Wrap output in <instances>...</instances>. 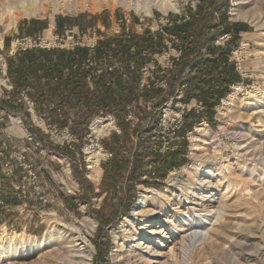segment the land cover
<instances>
[{
    "label": "rangeland",
    "instance_id": "rangeland-1",
    "mask_svg": "<svg viewBox=\"0 0 264 264\" xmlns=\"http://www.w3.org/2000/svg\"><path fill=\"white\" fill-rule=\"evenodd\" d=\"M68 1L80 2L81 6L90 4L95 8L89 10L73 7L70 11H63L59 8L56 11L54 7L50 6L49 11L42 16L20 17L17 25L13 28L6 29L3 24H0V228L5 227L9 232H24L39 238L48 230L52 215L63 219L66 223H80L84 219L92 218L97 223L91 238L94 247L92 264H103V252L101 253L99 246L103 248L102 250L107 251L108 264H114L112 256L115 245L113 232L118 230L125 219L132 215L143 190H165L169 186L168 181L172 173H182L186 166L194 163L191 157L192 141L190 137L197 126L206 123L214 131H220V125L223 124L224 120L219 117L218 108L223 105L225 99L236 93V102L239 103V99L243 98L245 93L255 88L264 89V27L259 29L248 19H237V14L233 12L234 0H222L225 4L229 1L226 11L228 22L245 25L249 28L247 32L242 34L217 37L214 44L217 49L230 50L228 59L235 66L240 76V82L232 85L230 87L231 92L227 97L213 108L211 120L205 117L197 122L195 117L206 111L204 105L195 99L186 103L184 101L186 87L176 89L173 93L169 86L171 73L176 70L183 54L182 49L178 47H183V44L179 38L171 36L167 32L176 23L189 22V11H196L200 0H180L179 10L170 11L167 14L156 6H152V14L149 16L145 14L143 9L139 13L135 9V1L131 2L130 0ZM60 2L63 3L61 0ZM240 6L243 16L254 15L256 18H260L259 20H264V0L261 1L259 12L257 11L258 5L250 3V0H242ZM72 28L76 30V43L65 46L66 44L62 42L59 46V42H54L57 35L63 36L66 30ZM147 31H150L155 37L162 36L164 47L159 53L151 57L150 62L144 65L139 73L135 67L128 70L121 62L114 60L115 58H112L111 53L108 60V63L113 65V70L122 76L121 81L131 79L130 84L127 83V87L133 88L134 94L138 96L137 99H133L126 105L127 117L125 122L129 125L130 130L127 140H123V154L131 158L132 161L136 150L142 143L139 130L141 129L142 132L143 128L148 126L150 118L158 112L160 119L163 110L170 107L172 110L181 113L178 117L183 127L179 131L178 139L169 135V131L163 127L162 130L167 132L166 137L154 129L147 136V139L153 153L167 156L169 153L180 152L178 159L185 160L187 163L165 174V179H160L159 168L150 165L151 167H148L150 173L143 176L142 182L134 188L126 186L124 181L113 186L115 181L107 176L105 178V171L102 168L103 176L97 184L88 176L89 169L85 149L92 144L100 145L107 154L101 162V167L103 163L110 161L113 154L104 148L103 141L108 142L115 135H123L117 117L114 115L95 117L89 124L88 133L83 139H80L70 128L61 129L51 124L48 115L43 117L38 115L26 92L20 96L14 93L13 84L8 76L7 62L9 58L15 57L18 51L31 49L23 48L31 46V44L34 45L33 48L60 49L67 52H73L78 48L92 50L99 41L107 38L117 41L115 45L121 41H125L124 44H126L131 37L143 36ZM219 31H222V26L213 31V34ZM124 36L126 38L123 40L122 37ZM34 40H37L36 46ZM82 42L83 45H80ZM44 45H49V48ZM89 45H94V47H88ZM241 48L244 49V54L237 56L236 52ZM134 50L135 48H132V51ZM205 57L208 58V55ZM144 68L147 69L145 75H148L149 82L147 87L141 88L140 83L145 78L142 71ZM136 76L138 77L136 78ZM88 82L89 87L94 88V82H91V79ZM122 85L124 86L123 83ZM112 89L119 90V86L115 85V89L114 87ZM149 90L152 92L151 97L147 93ZM153 91L160 94H153ZM122 97L119 95L120 99ZM24 102L29 107L30 118L21 112L16 113L1 107L2 104H6L20 109L18 106ZM146 114L149 115L148 121L143 120ZM188 114H191L192 117L188 121L192 129L186 130L185 135H183L182 130L185 129ZM77 115H79L77 112L69 110L67 120L71 125H73V119ZM16 118L21 120L25 130L24 135L15 134L11 131ZM110 118L114 120L117 129L111 131L107 136L97 138L92 129L93 123L97 119L108 120ZM37 119L42 120L43 125ZM255 121L256 119L250 115L241 118L240 123L246 122L253 125L242 141L243 144H247L245 142L255 144L258 147L256 151L260 155L261 153L264 154V127ZM239 125L233 124L229 131H239ZM221 139H223L224 149L231 159L230 164L232 163V177L227 176V178H236L242 190H249L248 195L251 198L239 195L227 200L226 215L223 220L224 227L219 224L216 225L212 232L213 240L223 241L227 239L223 247H225L224 249H228L229 246L234 248L233 253H235L238 264H264V253L260 256L257 255L259 247L264 246V157L254 160L251 151L247 154H244V151V153L242 152L243 155L238 157L235 145L231 140L225 135H221ZM211 165L213 162L204 163L202 172L207 171ZM253 168H255V173L250 174L249 169ZM217 173L212 178L215 185L209 189L212 193L205 195L206 197L202 201L213 210L219 207L223 190L222 185L216 186ZM182 176L187 180L190 179L188 174H182ZM200 177L206 176L201 175ZM132 194H135V203L129 213L121 217L118 225L100 228L99 222L93 215V210L102 208L105 199L106 202L108 199L110 203H118L121 200H129L128 197H133ZM100 232L103 234L100 235ZM162 241L164 242V246L161 247L162 252L166 253L170 247L175 246V254H178V259H180L176 240L168 234V239ZM128 245L130 244L127 243ZM215 248L210 252L209 257L211 259L217 260V264H232V257L222 255L220 249ZM11 249H13L11 244H0V264H27L42 257V254L38 252L22 256V253L28 249L26 246L14 249L13 253ZM262 249L264 251L263 247Z\"/></svg>",
    "mask_w": 264,
    "mask_h": 264
},
{
    "label": "bare ground",
    "instance_id": "bare-ground-1",
    "mask_svg": "<svg viewBox=\"0 0 264 264\" xmlns=\"http://www.w3.org/2000/svg\"><path fill=\"white\" fill-rule=\"evenodd\" d=\"M61 1L63 3L60 0H0V24H3L6 29L13 28L20 17L42 16L49 11L50 6L56 11L59 8L63 11H70L73 7L89 10L95 8L90 4L81 6L80 2ZM130 1H135V9L139 13L143 9L148 16L152 14V6H156L165 14L178 11L180 7V0ZM241 1L234 0L233 12L237 14V19H248L255 27L263 28L264 20H259L260 18L254 15L243 16L240 11ZM261 1L250 0V3L258 5V12L261 9ZM243 50V48L237 50L236 55H243ZM237 102L236 93H233L218 108V115L224 120L220 125V131H214L209 125L203 123L198 125L191 134V157L194 160L192 165L186 166L182 173H172L168 181L169 186L165 190L145 189L141 192L132 215L125 219L118 230L113 232L114 264H217V260L209 257L211 250L215 247L220 249L222 255L232 257V264H238L235 253H233L234 248L229 246L228 249H224L223 247L227 239L213 240L212 236L217 224L224 227L225 205L229 198L239 195L251 198L248 195L249 190H242L236 178H227V176L232 177V163L230 164L231 159L224 149L221 135L227 136L235 145L238 157L243 155L244 151V154L251 151L254 160L263 159L264 154H258L256 151L258 147L255 144L251 142L243 144L242 140L246 138L247 131H250L253 125L246 122L240 123V121L241 118L250 115L256 119L255 122L264 127V89L255 88L245 93L244 97L239 99V103ZM37 121L43 125L42 120L37 119ZM233 124L235 126L240 124V129H238L240 132L229 131ZM92 129L97 138H102L117 129V126L112 118L97 119ZM11 131L19 135L25 134L19 118L15 119ZM240 133H242L241 136H239ZM85 151L89 169L88 176L99 184L103 176L101 162L107 156L106 151L97 144L87 146ZM209 162H213V165L207 171L202 172V165ZM216 172H218L216 186L222 185L223 190L220 205L213 210L202 201L205 195L212 193L209 189L215 185L212 178L215 177ZM249 173H255V168L249 169ZM182 174H188L190 179H185ZM200 174L206 177H200ZM50 221L48 230L39 238L24 232H9L5 227L0 228V244L13 245L12 253L14 249L26 246L28 249L22 253V256H28L34 252L42 254L40 259H31L32 261L27 264H92L94 247L91 238L97 223L92 218L84 219L80 223H66L54 215ZM168 234L177 242L176 247L181 256L180 259H178V254H175V246L170 247L166 253L161 250L164 246L162 240L168 239ZM127 243L130 245L127 246ZM262 247L258 249V256L264 253Z\"/></svg>",
    "mask_w": 264,
    "mask_h": 264
},
{
    "label": "trees",
    "instance_id": "trees-1",
    "mask_svg": "<svg viewBox=\"0 0 264 264\" xmlns=\"http://www.w3.org/2000/svg\"><path fill=\"white\" fill-rule=\"evenodd\" d=\"M228 4L229 1L225 4L222 0H200L196 11H189V22L176 23L167 32L179 38L183 44V47H178L182 49L183 54L176 70L171 73L169 86L173 93L176 89L186 87L184 101L188 103L195 99L204 105L206 111L195 117L197 122L205 117L211 120L213 108L227 97L232 85L240 82L235 66L228 59L230 50H221L214 46L217 37L238 35L249 30L245 25L228 22L226 15ZM221 26L222 31L213 34V31ZM125 38L126 36L122 37L123 40ZM128 40L126 44L125 41H121L115 45L117 41L107 38L99 41L92 50L78 48L73 52L35 47L18 51L15 57L8 59L7 64L14 93L20 96L26 92L38 115L41 117L48 115L51 124L61 129L70 128L80 139L88 133L89 124L95 117L116 116L123 135H115L108 142L103 141L104 148L113 154V157L107 163H103L102 168L105 171V178L107 176L115 181L113 186L124 181L126 186L134 188L142 182L143 176L150 173L148 168L150 165L159 168L160 179H165V174L182 167L187 161L178 159L180 152L169 153L167 156L152 152L147 136L157 127L159 112L153 117L150 116L148 126L143 128L142 132L139 130L142 143L136 150L133 160L123 154V140H127L130 130L125 122L126 105L138 96L134 94L133 88H125L122 85V76L118 72L106 69L103 64L105 61L108 62L112 54V58L121 62L128 70L135 67L139 73L140 69L150 62L151 57L164 47V38L160 35L155 37L150 31ZM132 48L135 50L132 51ZM89 61L101 65L102 72L98 74L95 68L84 69ZM89 78L94 82L92 89L88 85ZM113 84L119 86V90H113L111 88ZM147 93L151 97L152 92L149 90ZM153 94L160 93L153 91ZM119 95L123 97L120 99ZM1 107L16 113L21 112L30 118L29 107L25 102L18 106L20 109L6 104H2ZM69 110L79 114L73 119V125L67 120ZM186 117L183 135L186 130L192 129L188 123L192 118L191 114ZM148 118L149 115L146 114L143 120L148 121ZM131 196L133 197H128L129 200H121L118 203H110L108 199L106 202L105 199L102 208L93 210L100 228L118 225L121 217L127 215L135 203V194ZM99 248L101 253L103 252L102 263L108 264L107 251L102 250L101 246Z\"/></svg>",
    "mask_w": 264,
    "mask_h": 264
},
{
    "label": "built area",
    "instance_id": "built-area-1",
    "mask_svg": "<svg viewBox=\"0 0 264 264\" xmlns=\"http://www.w3.org/2000/svg\"><path fill=\"white\" fill-rule=\"evenodd\" d=\"M54 29H55V27H54ZM31 40H32V38H31ZM34 41H35V46H36V41L37 40H34ZM75 41H76V30L74 28L66 30L63 36L57 35L54 38V42L55 43L59 42V46H61L62 42H64L66 44L65 46H71L72 44L76 43ZM80 45H83V42L80 43ZM44 46H47L46 48H49L48 47L49 45H44ZM33 47H34V45L31 44V46L23 47V48L27 49V48H33ZM88 47H92L93 48L94 45H89ZM107 63L108 62L105 61L103 66L106 69L112 71L113 70V65H110V64H107ZM91 67L97 69V73L98 74H100L102 72V66L97 64L96 62H90V61L87 62L86 68H91ZM142 71H143V74H144L145 78L142 79V81L140 83V86H141V88H145V87L148 86V82H149L148 79H147L148 75H145V73L147 72V69L144 68ZM170 111L172 113H170ZM179 113L174 111V110H172V108H170V107L164 109L163 113H161V117L159 119V123H158V125H157V127L155 129H157L159 131V133H162L163 136L166 137L167 132L165 130L163 131L162 127L166 128L169 131V133H168L169 135L173 136L175 139H178L179 131L183 127L182 124H181V120L178 117ZM180 115H181V113H180ZM159 149L161 150V147Z\"/></svg>",
    "mask_w": 264,
    "mask_h": 264
},
{
    "label": "crops",
    "instance_id": "crops-1",
    "mask_svg": "<svg viewBox=\"0 0 264 264\" xmlns=\"http://www.w3.org/2000/svg\"><path fill=\"white\" fill-rule=\"evenodd\" d=\"M242 33H244V32H242ZM242 33H240V34H242ZM88 80H90V78H89ZM130 80H131V79H130ZM130 80H129V81H128V80H126V81H122V83L124 84L125 87L128 86L127 83L130 84ZM113 87H114V89H115V84L111 85V88H113Z\"/></svg>",
    "mask_w": 264,
    "mask_h": 264
}]
</instances>
